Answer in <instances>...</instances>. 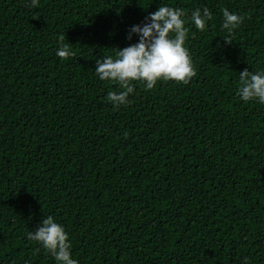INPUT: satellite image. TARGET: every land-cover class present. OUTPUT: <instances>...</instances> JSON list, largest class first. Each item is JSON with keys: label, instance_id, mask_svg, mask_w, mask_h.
<instances>
[{"label": "trees", "instance_id": "16d2710c", "mask_svg": "<svg viewBox=\"0 0 264 264\" xmlns=\"http://www.w3.org/2000/svg\"><path fill=\"white\" fill-rule=\"evenodd\" d=\"M160 4L211 13L186 25L195 75L134 82L115 108L96 59ZM224 8L244 17L231 34ZM245 69L264 70V0H0V264H56L26 235L48 215L78 264H264V105L238 97Z\"/></svg>", "mask_w": 264, "mask_h": 264}, {"label": "clouds", "instance_id": "9594fccd", "mask_svg": "<svg viewBox=\"0 0 264 264\" xmlns=\"http://www.w3.org/2000/svg\"><path fill=\"white\" fill-rule=\"evenodd\" d=\"M30 6H37L38 0H29ZM222 30L231 34L244 20L242 15L222 9ZM211 19L208 8H196L188 16L184 9L168 4H160L155 12L149 13L142 24L133 25L128 38L136 35V43L115 49L112 55L96 59L95 75L101 81L118 86V90L109 91L107 99L115 108L127 106L129 95L134 92V82L142 83L151 90L159 81H175L187 84L195 75L191 57L185 46L190 21L197 29L205 30ZM56 55L67 58L73 55L69 44L64 43V36L58 38ZM228 41L227 39H225ZM240 85L237 95L243 102H258L264 105V70L239 73ZM29 240L49 253L56 264H78L73 257L72 244L65 226L53 216L44 218L35 230L26 233Z\"/></svg>", "mask_w": 264, "mask_h": 264}]
</instances>
